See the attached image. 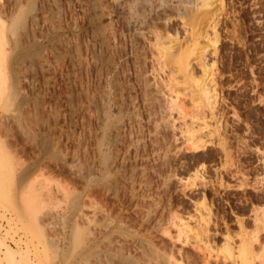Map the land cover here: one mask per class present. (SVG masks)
<instances>
[{"label":"rangeland","instance_id":"rangeland-1","mask_svg":"<svg viewBox=\"0 0 264 264\" xmlns=\"http://www.w3.org/2000/svg\"><path fill=\"white\" fill-rule=\"evenodd\" d=\"M0 152V264H264V0H0Z\"/></svg>","mask_w":264,"mask_h":264},{"label":"bare ground","instance_id":"bare-ground-1","mask_svg":"<svg viewBox=\"0 0 264 264\" xmlns=\"http://www.w3.org/2000/svg\"><path fill=\"white\" fill-rule=\"evenodd\" d=\"M157 37V36H156ZM161 42V41H160ZM162 43V42H161ZM18 44V43H17ZM158 46V45H157ZM160 47V46H159ZM201 53V52H200ZM202 59V58H201ZM201 61H203V60H201ZM200 61V62H201ZM205 62V61H204ZM186 64V63H185ZM189 64V63H188ZM205 70V69H204ZM206 84V83H205ZM200 86V85H199ZM205 86V85H204ZM201 88H204V87H202V85H201ZM210 88V87H209ZM201 90H203V89H201ZM207 90H209V89H207ZM210 92V91H209ZM208 93V91L206 92V94ZM213 94V93H212ZM210 94H207V96H209ZM206 97V96H205ZM212 97V96H211ZM171 98V97H170ZM208 99H211V98H208ZM171 100V99H170ZM174 101H175V99H173ZM210 103H211V101H210ZM173 104V103H172ZM212 106V105H211ZM183 118V117H182ZM192 122V121H191ZM196 123V122H195ZM201 124H203V123H201ZM197 134V133H196ZM11 169V158H10V156L9 155H7V153H4V152H0V185H4V186H6V189L8 190V184H9V181H10V172H9V170ZM29 187L31 188L30 189V192H31V195L27 198L26 196H25V199H27V201H26V205H25V207L26 208H28V209H30L29 211H31L32 212V216L34 217V215H36L35 213H37L36 211H38L39 209H40V204H39V202L37 203V200L35 201V197L33 198V193L36 191V189H34V187H36V186H33V184H31V185H29ZM2 188V187H1ZM39 188V187H38ZM37 188V189H38ZM3 190V189H2ZM1 190V191H2ZM39 190H40V188H39ZM10 191V190H9ZM25 191V190H24ZM29 192V193H30ZM37 192V191H36ZM35 192V193H36ZM3 194H4V191H3ZM38 197V196H37ZM36 197V199H38ZM23 202H25V201H23ZM42 205V204H41ZM42 207V206H41ZM264 210V209H263ZM263 214V213H262ZM261 217V216H260ZM261 218H263V217H261ZM262 220V219H261ZM260 220V221H261ZM259 221V222H260ZM258 222V223H259ZM263 222H264V220H263ZM261 223V222H260ZM258 226H259V224H257ZM261 225H262V223H261ZM257 226V227H258ZM179 227V226H178ZM263 227V226H262ZM260 228V227H259ZM258 228V229H259ZM262 229V228H261ZM260 229V230H261ZM80 236H81V230L80 229H78V228H75L74 229V233H73V241H72V245H71V248L72 249H70V250H74L73 248L74 247H77V245L80 243ZM23 238V237H22ZM16 239H18V238H16ZM16 243L17 244H21V242L20 241H18V242H16L15 241V245H16ZM9 244V243H8ZM14 245V246H15ZM79 246V245H78ZM76 249V248H75ZM262 250V249H261ZM71 252H73V251H71ZM70 253V252H69ZM262 255V254H261ZM70 256V255H69ZM260 258H262V257H260ZM262 260V259H261ZM68 261V260H67ZM31 262H33V259L31 258V261H30V264H31ZM260 262V261H259ZM163 264H174L173 263V261L170 259V258H167V259H165V261H164V263Z\"/></svg>","mask_w":264,"mask_h":264},{"label":"built area","instance_id":"built-area-1","mask_svg":"<svg viewBox=\"0 0 264 264\" xmlns=\"http://www.w3.org/2000/svg\"><path fill=\"white\" fill-rule=\"evenodd\" d=\"M3 223L5 224V222H3ZM20 232H21V231H18V233L14 235L15 238L18 237V234H21ZM6 241H7V243H9V244H11V245H13V246L15 245V241L12 240L9 236L6 238ZM31 264H35V263H34V262H31Z\"/></svg>","mask_w":264,"mask_h":264}]
</instances>
